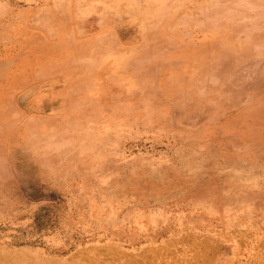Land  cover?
Listing matches in <instances>:
<instances>
[{
  "label": "rangeland",
  "instance_id": "obj_1",
  "mask_svg": "<svg viewBox=\"0 0 264 264\" xmlns=\"http://www.w3.org/2000/svg\"><path fill=\"white\" fill-rule=\"evenodd\" d=\"M209 263L264 264V0H0V264Z\"/></svg>",
  "mask_w": 264,
  "mask_h": 264
},
{
  "label": "bare ground",
  "instance_id": "obj_2",
  "mask_svg": "<svg viewBox=\"0 0 264 264\" xmlns=\"http://www.w3.org/2000/svg\"><path fill=\"white\" fill-rule=\"evenodd\" d=\"M65 21V20H64ZM64 24V23H63ZM111 25V24H110ZM67 27H69L68 25H67ZM59 37V36H58ZM135 38V37H134ZM66 40H67V38H65ZM99 40V39H98ZM58 41V40H57ZM78 45H79V43H78ZM84 45V44H83ZM200 45V44H199ZM72 46V45H71ZM72 48V47H71ZM90 56H91V54H90ZM238 61V60H237ZM175 64H176V62H175ZM121 66V65H120ZM65 69V68H64ZM65 72V71H64ZM259 76H260V74H259ZM152 77V76H151ZM261 77V76H260ZM12 95V94H11ZM232 97V96H231ZM177 99V98H176ZM230 102V101H229ZM246 109V108H245ZM247 111V110H246ZM249 123V122H248ZM245 124V123H244ZM260 137V136H259ZM249 151V150H248ZM214 193V192H213ZM194 247V246H193ZM204 250V249H203ZM218 250V249H217ZM173 251V250H172ZM199 252V251H198ZM201 252V251H200ZM204 252V251H203ZM202 254V253H201ZM194 255V254H193ZM198 255V254H197ZM202 255H204V257H205V254L203 253ZM207 255V254H206ZM209 257V256H208ZM204 260V259H203ZM206 260H207V257H206ZM209 260V259H208ZM212 261V260H211ZM210 261V262H211ZM203 262V261H202ZM205 262V261H204ZM213 262V261H212ZM205 263H207V262H205ZM218 263V262H217ZM210 264V263H209Z\"/></svg>",
  "mask_w": 264,
  "mask_h": 264
},
{
  "label": "crops",
  "instance_id": "obj_3",
  "mask_svg": "<svg viewBox=\"0 0 264 264\" xmlns=\"http://www.w3.org/2000/svg\"><path fill=\"white\" fill-rule=\"evenodd\" d=\"M100 3H101V2H100ZM106 4H107V3H106ZM91 11H92V12H99V7L94 5V6L91 7ZM109 11H110V7H108V12H109Z\"/></svg>",
  "mask_w": 264,
  "mask_h": 264
}]
</instances>
